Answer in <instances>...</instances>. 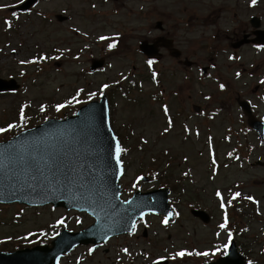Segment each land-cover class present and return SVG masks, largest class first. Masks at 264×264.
Wrapping results in <instances>:
<instances>
[{"label": "rangeland", "instance_id": "374dc122", "mask_svg": "<svg viewBox=\"0 0 264 264\" xmlns=\"http://www.w3.org/2000/svg\"><path fill=\"white\" fill-rule=\"evenodd\" d=\"M22 2L0 0V79L20 86L0 93V128L12 124L18 133L46 117L65 118L105 94L111 127L124 145L122 198L135 190L139 174L154 173L153 183L137 186L168 187L169 201H179L176 225L152 219L158 252L209 248L236 236L250 264H264V141L247 132L236 103L246 100L264 122V49L213 51L182 41L175 47L192 67L164 52L151 64L136 43L157 36L162 17L168 24L189 21L181 9L186 0H40L29 12L11 11ZM56 15L67 20L60 23ZM189 29L180 27L178 37L187 38ZM91 59H103L104 66L91 72ZM205 66L210 70L203 75ZM158 71L159 86L152 81ZM197 106L199 113L192 109ZM191 209L204 210L210 223L194 221ZM58 219L65 222L55 225ZM68 221L81 229L91 218L50 206L0 204V248L41 241L46 228ZM123 240L115 241L114 254L93 264H125L117 253Z\"/></svg>", "mask_w": 264, "mask_h": 264}, {"label": "water", "instance_id": "95a60500", "mask_svg": "<svg viewBox=\"0 0 264 264\" xmlns=\"http://www.w3.org/2000/svg\"><path fill=\"white\" fill-rule=\"evenodd\" d=\"M37 1L26 0L15 11H27ZM56 19L58 22L66 20L60 15H56ZM252 24L259 27L256 19ZM158 26L156 23L155 28ZM245 43L248 41L239 42L234 48ZM253 43L264 45V31L255 32ZM158 47H165L175 59L181 55L171 48V42L164 39H157L153 45L143 42L139 49L149 59H158ZM182 64L185 67L192 65L188 60ZM103 65V59H92L90 70L100 69ZM18 87L12 79H0V93L15 91ZM237 104L247 118V125L263 139L264 124L254 118L250 105L241 99H237ZM194 110L198 112L199 108L194 107ZM117 145L120 148L110 127L105 96L80 107L75 116L63 120L49 119L0 142V161L3 163L0 168V204L51 205L67 211L85 212L94 219L92 225L78 233L63 231L54 239L51 249L35 246L12 253L0 252V264H49L59 257L62 250L58 247L97 243L130 233L134 223L146 213L162 214L167 220L171 219L167 189L149 193L136 191L128 200L120 199L118 182L123 168L121 149L117 156ZM191 214L205 224L209 222V216L202 210L193 209ZM217 264L243 262L235 247L231 246L229 253Z\"/></svg>", "mask_w": 264, "mask_h": 264}, {"label": "flooded vegetation", "instance_id": "af4514ba", "mask_svg": "<svg viewBox=\"0 0 264 264\" xmlns=\"http://www.w3.org/2000/svg\"><path fill=\"white\" fill-rule=\"evenodd\" d=\"M106 1L111 2V0ZM244 1H246L245 4ZM181 9L184 13H188L189 21H187L185 17L186 20L168 24V21L162 17L157 21L159 23L157 29L158 35L152 38V40H146V38H144V41L152 43L156 38L164 39L165 41L171 42L172 46L176 49L177 47H175V45L180 44L182 41H187L191 44L200 42L201 48L213 51L233 50L234 52H238L243 48L264 49V47H256V45L251 44L255 38V30L251 27L250 23V19L254 17L259 18L261 22H263L264 0H255V3H253V0H186V6L182 5ZM245 17L246 20L243 19ZM182 26L185 28L190 27L189 30L192 29L193 33H187V38L178 37V30L180 27L182 28ZM261 29H264L262 24ZM242 41L249 42L246 43L247 45H241L238 47V50H235L234 45ZM159 43L164 44V42ZM139 44L136 43V45ZM159 51L167 53L163 48H160ZM176 61L181 65V58ZM203 68H207V71L210 70V66L201 67V73ZM160 73L161 72L158 71V86L161 81ZM146 183H152V178L149 175ZM138 189L147 193L157 188H140L136 185L131 195ZM128 198L129 197L125 200ZM176 204H178L177 207ZM170 205L173 210V218L170 222L176 225L174 221L179 218V214L176 212L179 207V201L172 197ZM154 218L158 223V214L147 213L134 224L130 233L111 237L106 242H91L87 245L82 244L74 248H72L73 245L60 246L58 249L62 251L58 253L59 257L56 263L52 260L49 261V264H93L101 259H106L110 253L114 254L116 246L115 241L122 238L124 239L122 242L123 246L120 247L117 253H122L125 258H127L125 264H217L218 260L227 253L225 244H212L211 247L202 249L191 247L188 250L158 252V236L155 232L150 230L153 227L152 219ZM160 218L165 223V219L163 217ZM193 220L199 222L196 218ZM61 222H65V220L58 219L55 225ZM93 222L94 221L91 219V222L84 228L88 227ZM71 227L70 221H68L54 228L51 226L46 228L48 235L45 237L43 245L51 249V238L54 236L56 237L63 229L69 232H77L84 229ZM33 246L34 245L24 246L23 248H14L11 246V248L0 251L8 253L24 248H31ZM140 248L142 249L138 250ZM178 253H184V255H177ZM204 253H207V255H204ZM54 254H56V252H54ZM244 260L245 264H247L246 256H244Z\"/></svg>", "mask_w": 264, "mask_h": 264}, {"label": "snow or ice", "instance_id": "6c2138e0", "mask_svg": "<svg viewBox=\"0 0 264 264\" xmlns=\"http://www.w3.org/2000/svg\"><path fill=\"white\" fill-rule=\"evenodd\" d=\"M253 3H255V0H253ZM101 39H103V37L101 38ZM110 47H115V45L113 44V45H110ZM62 107H64V105H58L57 106V110H59L60 108H62ZM42 111H43V108L41 109ZM21 120H23L24 119V113H23V109H21ZM14 127V125H12V124H9L8 125V127L7 128H0V133H2V132H7L8 130H10L11 128H13ZM119 152H120V148H119V146L117 145V156H119ZM3 167V163H2V161H0V168H2ZM217 195L219 196L220 194L219 193H217ZM239 195V193H237L236 194V196H238ZM235 198V197H234ZM250 199V198H249ZM221 207L223 208L224 207V204L222 203L221 204ZM227 222V220L225 221V223ZM165 223H167V221H165ZM221 227H224V225H221ZM177 255H184V253H178ZM204 255H207V253H204Z\"/></svg>", "mask_w": 264, "mask_h": 264}, {"label": "trees", "instance_id": "16d2710c", "mask_svg": "<svg viewBox=\"0 0 264 264\" xmlns=\"http://www.w3.org/2000/svg\"><path fill=\"white\" fill-rule=\"evenodd\" d=\"M11 133L14 134V130H13V128H11V129L8 130L7 132L3 133V137H4V136H5V137L2 138L1 140H5V139H7L8 137L12 136ZM190 199H192V198H190Z\"/></svg>", "mask_w": 264, "mask_h": 264}]
</instances>
